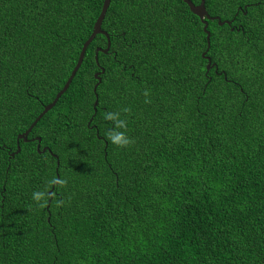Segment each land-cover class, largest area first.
Here are the masks:
<instances>
[{"label":"trees","instance_id":"obj_1","mask_svg":"<svg viewBox=\"0 0 264 264\" xmlns=\"http://www.w3.org/2000/svg\"><path fill=\"white\" fill-rule=\"evenodd\" d=\"M103 3L0 0V264H264V0H111L18 151Z\"/></svg>","mask_w":264,"mask_h":264},{"label":"water","instance_id":"obj_2","mask_svg":"<svg viewBox=\"0 0 264 264\" xmlns=\"http://www.w3.org/2000/svg\"><path fill=\"white\" fill-rule=\"evenodd\" d=\"M190 7L191 11L193 13H195L196 15H198L201 20L203 21L204 23V29L205 31L207 32V39H208V48L207 50L203 53L204 56H206V52L209 50L210 48V44H211V33L210 31L208 30V24H209V19H217L219 20V23L220 24H223V23H231L232 20H224L222 21L221 17L220 16H211L206 8V0H201L200 3L196 4L194 1L192 0H184ZM111 4V0H104V3H103V7H102V10H101V13L100 15L98 16L95 24H94V29H93V32L91 33V35L89 36V38L84 42L83 44V47H82V50L80 52V56H79V59L74 67V69L72 70V73L71 75L69 76L68 80L66 81L64 87L56 94V97L54 98V100L45 105L43 111L36 117V119L33 121V123L30 125V127L25 130L23 133H20L18 135V151H20V144H19V141L20 139H24L25 141L29 140L28 139V135L29 133L31 132V130L33 129V127L38 123V121L44 116V114H46L57 102L58 100L60 99V97L67 91V89L69 88L71 82L73 81L74 77L76 76L78 70L80 69L82 63H83V60H84V57H85V54H86V51H87V48L89 47V45L91 44V42L94 40V38L100 34V33H104L108 36V46L104 49L102 47H97L96 49V53H95V58L96 60L98 61V55H99V51H104V52H107L111 46V40H110V37H109V34L107 31L103 30L102 28V24H103V21H104V18L106 16V13L108 11V8ZM208 60H209V63H208V69L211 68L212 66V60L209 56H207ZM99 63V62H98ZM214 65V64H213ZM105 72V68L102 67L100 71L96 72L95 73V77L98 79V82L95 84L94 86V91L96 92L97 91V88L102 80V77H101V74ZM96 101H95V108L98 104V94H96ZM37 140L41 141V138L40 137H36ZM48 147H44L41 151H45ZM38 150H40V144L38 145ZM17 151V152H18Z\"/></svg>","mask_w":264,"mask_h":264},{"label":"clouds","instance_id":"obj_3","mask_svg":"<svg viewBox=\"0 0 264 264\" xmlns=\"http://www.w3.org/2000/svg\"><path fill=\"white\" fill-rule=\"evenodd\" d=\"M113 142L117 143V144H126V143H128V141L123 136L118 137V138H114ZM34 197L35 198H39V194L38 193H34Z\"/></svg>","mask_w":264,"mask_h":264},{"label":"flooded vegetation","instance_id":"obj_4","mask_svg":"<svg viewBox=\"0 0 264 264\" xmlns=\"http://www.w3.org/2000/svg\"><path fill=\"white\" fill-rule=\"evenodd\" d=\"M197 4V3H196ZM108 37V36H107ZM110 37V36H109ZM107 44H108V39H107ZM98 72V71H97Z\"/></svg>","mask_w":264,"mask_h":264}]
</instances>
